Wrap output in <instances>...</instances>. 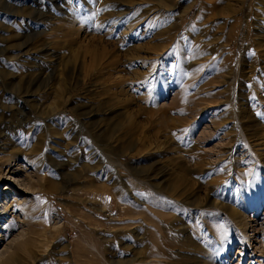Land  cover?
<instances>
[{"label":"rangeland","instance_id":"obj_1","mask_svg":"<svg viewBox=\"0 0 264 264\" xmlns=\"http://www.w3.org/2000/svg\"><path fill=\"white\" fill-rule=\"evenodd\" d=\"M0 264H264V0H0Z\"/></svg>","mask_w":264,"mask_h":264},{"label":"bare ground","instance_id":"obj_2","mask_svg":"<svg viewBox=\"0 0 264 264\" xmlns=\"http://www.w3.org/2000/svg\"><path fill=\"white\" fill-rule=\"evenodd\" d=\"M22 49H23V47L22 46H19L18 48H17V50H18V54L20 53V52H22ZM30 81V80H29ZM22 83V82H21ZM24 87V86H23ZM26 88V87H25ZM28 90V89H27ZM27 92V91H26ZM14 172H13V176H14ZM8 182H10V181H8ZM19 194H17L16 192H14V193H11V197H12V202L14 201V200H17V202L20 200V198L21 197H19L18 196ZM10 198V197H9ZM9 198L8 197H5V203H3V207H7V206H9V202H10V200H9ZM10 258V255H8L7 257H6V259H9Z\"/></svg>","mask_w":264,"mask_h":264},{"label":"snow or ice","instance_id":"obj_3","mask_svg":"<svg viewBox=\"0 0 264 264\" xmlns=\"http://www.w3.org/2000/svg\"><path fill=\"white\" fill-rule=\"evenodd\" d=\"M47 214L45 213V216H46Z\"/></svg>","mask_w":264,"mask_h":264}]
</instances>
